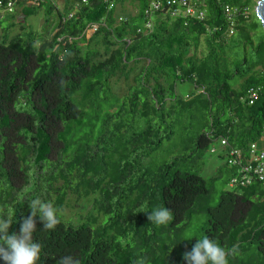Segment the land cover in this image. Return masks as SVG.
Returning a JSON list of instances; mask_svg holds the SVG:
<instances>
[{
	"label": "trees",
	"instance_id": "trees-1",
	"mask_svg": "<svg viewBox=\"0 0 264 264\" xmlns=\"http://www.w3.org/2000/svg\"><path fill=\"white\" fill-rule=\"evenodd\" d=\"M256 1L195 0L198 18L165 3L150 14L148 0H19L11 13L0 0V218L18 233L40 199L60 220L54 230L37 222L36 264H186L203 237L228 264H264V183L223 189L212 203L213 181L235 170L201 174L215 141L244 155L264 146ZM41 8L36 29L26 18ZM70 199L90 208L68 213ZM161 206L173 219L158 226L147 215Z\"/></svg>",
	"mask_w": 264,
	"mask_h": 264
},
{
	"label": "clouds",
	"instance_id": "clouds-1",
	"mask_svg": "<svg viewBox=\"0 0 264 264\" xmlns=\"http://www.w3.org/2000/svg\"><path fill=\"white\" fill-rule=\"evenodd\" d=\"M29 209V214L21 217L18 233H9L13 219L0 218V260L3 264H36L41 253V245L33 241L37 222L42 223L44 230H54L60 223L57 209L51 202L34 199ZM138 212H145L144 208ZM147 219L158 226L166 225L173 219V214L161 206L148 212ZM227 256L226 249L208 237L197 240L190 251L183 253L186 264H228ZM57 264H79V261L72 256H64Z\"/></svg>",
	"mask_w": 264,
	"mask_h": 264
},
{
	"label": "built area",
	"instance_id": "built-area-1",
	"mask_svg": "<svg viewBox=\"0 0 264 264\" xmlns=\"http://www.w3.org/2000/svg\"><path fill=\"white\" fill-rule=\"evenodd\" d=\"M19 0H5L4 11L11 13ZM28 4L37 3L38 0H25ZM195 0H148L147 11L151 14L159 10L165 3L170 9L171 15H189L198 18L204 17L205 11L203 7L194 4ZM245 12L247 8L245 7ZM224 11L227 15H231L238 11V8L232 7L229 4H224ZM149 23H146L148 26ZM96 27H90L88 31H94ZM222 149L224 150L225 163L234 168L235 174L230 177V187L247 186L258 181L264 183V146L258 147L256 143H251L246 154L236 148H229L226 150L227 142L223 138L220 141ZM211 152H216L215 148H211Z\"/></svg>",
	"mask_w": 264,
	"mask_h": 264
},
{
	"label": "rangeland",
	"instance_id": "rangeland-1",
	"mask_svg": "<svg viewBox=\"0 0 264 264\" xmlns=\"http://www.w3.org/2000/svg\"><path fill=\"white\" fill-rule=\"evenodd\" d=\"M61 7L62 5L61 2L62 0H55ZM17 15L19 14V9L16 8ZM44 21V12L43 8H41L37 13L32 14L26 18V22L30 23L34 28L39 29L43 25ZM93 33V31H88V36H90ZM188 87L189 84L183 85L182 87ZM190 87V86H189ZM126 89V84L123 80H116L115 78L113 79L112 83V90L115 94L117 95H122L125 92ZM211 148H215L216 152H211ZM210 150H207L204 153L203 156V166L201 169V174L205 178H211L213 176H216L217 169L219 167H223L225 163V158L219 157L217 153L222 149V146L219 144L218 141L213 142L212 147ZM229 174L227 171L222 172L217 176V178L213 181V187H214V192H213V201L212 203H215L218 195L221 190L223 189H229L231 188L230 185L228 184L229 181ZM90 208V203L88 201H85L83 199H79L76 202L73 199L69 200V205H67V211L68 213H71L72 211L78 210V209H87Z\"/></svg>",
	"mask_w": 264,
	"mask_h": 264
},
{
	"label": "water",
	"instance_id": "water-1",
	"mask_svg": "<svg viewBox=\"0 0 264 264\" xmlns=\"http://www.w3.org/2000/svg\"><path fill=\"white\" fill-rule=\"evenodd\" d=\"M254 14L264 29V0H257L254 6Z\"/></svg>",
	"mask_w": 264,
	"mask_h": 264
}]
</instances>
